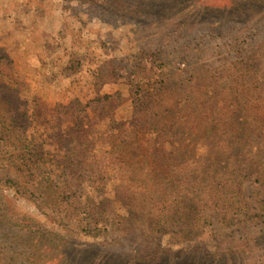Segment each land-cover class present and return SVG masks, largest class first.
<instances>
[{"label":"trees","instance_id":"1","mask_svg":"<svg viewBox=\"0 0 264 264\" xmlns=\"http://www.w3.org/2000/svg\"><path fill=\"white\" fill-rule=\"evenodd\" d=\"M215 74L205 99L193 88L175 98L164 83L132 103L121 86L52 107L26 95L0 47V161L24 164L32 188L72 208L93 232L133 230L145 243L175 239L201 252L212 244L226 264H246L257 237L220 233L237 226L238 216L264 219V81L241 82L223 97ZM255 175L262 190L247 197ZM0 184L22 190L10 179ZM260 195L258 214L249 216L250 200Z\"/></svg>","mask_w":264,"mask_h":264},{"label":"rangeland","instance_id":"2","mask_svg":"<svg viewBox=\"0 0 264 264\" xmlns=\"http://www.w3.org/2000/svg\"><path fill=\"white\" fill-rule=\"evenodd\" d=\"M0 47L26 95L52 107L121 86L132 103L164 83L175 98L193 88L205 99L215 73L220 95L229 97L232 86L264 81V0H0ZM28 175L24 164L0 161V181L22 186L0 184V264H226L212 244L201 252L175 239L145 243L133 230L93 232L72 208L41 196ZM257 178L245 185L247 197L261 192ZM261 198L250 200L249 216ZM237 219L220 237L256 236L245 262L264 264V219Z\"/></svg>","mask_w":264,"mask_h":264}]
</instances>
